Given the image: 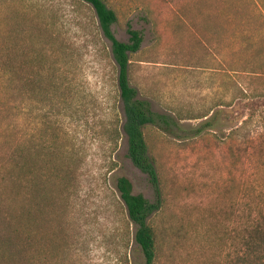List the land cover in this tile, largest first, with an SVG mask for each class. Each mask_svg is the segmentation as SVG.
I'll return each instance as SVG.
<instances>
[{"label": "rangeland", "instance_id": "374dc122", "mask_svg": "<svg viewBox=\"0 0 264 264\" xmlns=\"http://www.w3.org/2000/svg\"><path fill=\"white\" fill-rule=\"evenodd\" d=\"M29 1L46 9L26 12ZM73 2L0 0V30L26 15L54 16L70 44L59 64L61 89L38 97L36 109L28 98L21 116L8 111L0 88V264H9L12 215L28 206L2 180L12 135L25 151L36 142L53 150L38 157L42 172H52L51 156L58 172L70 165L77 180L69 191L47 184L37 221L26 218L41 249L37 264H145L117 187L121 176L159 204L149 218L160 239L155 264H237L253 225L264 229V0H107L119 16V40H129V25L144 36L131 54L132 85L177 122L172 131L144 129L159 193L128 155L111 42L93 8ZM31 46L28 39L26 53ZM254 112L261 116L251 120ZM111 121L119 137L109 136Z\"/></svg>", "mask_w": 264, "mask_h": 264}, {"label": "trees", "instance_id": "16d2710c", "mask_svg": "<svg viewBox=\"0 0 264 264\" xmlns=\"http://www.w3.org/2000/svg\"><path fill=\"white\" fill-rule=\"evenodd\" d=\"M73 3L76 9L83 3L93 8L101 35L111 42L112 58L118 69L119 96L125 115L122 129L128 138V155L133 163L148 175L151 184L159 193V173L155 158L150 153L144 129L150 124H164L163 127L172 131L177 122L168 114L154 111L151 103L140 98L137 88L131 83V54L140 50L144 40L143 33L129 25V40H119L113 31V25L119 16L107 0H74ZM27 5L28 7L23 8L29 13L40 8L46 9V4L36 6L29 1ZM58 29L59 20L56 17L35 13L18 19L17 25L10 30H0V88L5 96L9 97L8 111L14 110L21 116L25 113L24 104L28 98L34 103L32 109H36L42 101L38 97L51 96L57 89H61L62 86L58 82L59 74H62L59 64L63 60L64 50H68L70 44L66 38H60ZM27 38L32 44L28 53L25 52ZM255 115L261 116L254 112L250 119H254ZM111 123L115 126L108 128L109 136L119 137V125L114 121ZM17 136L19 135H12V138L8 139L9 152L2 160V180L8 183L7 187L14 199H25L27 196L28 206H23L21 211H16L18 214L12 215V229L6 237L9 242L6 263L37 264L41 249L37 244V234L31 229L27 219L30 218L32 224L37 221V210L49 199L47 184L54 182L62 190L69 191L77 180L74 174L69 172L70 165H66V173L58 172L51 156L46 158L49 160L47 164H52V172H42L38 157L45 152L51 154L53 150L36 142L25 151L22 137ZM113 169L114 167L111 171ZM117 187L129 219L137 227L135 241L143 252L145 264H155L160 239L149 218L159 208V204L151 202L143 194H135L133 183L126 176L118 178ZM24 224H27L28 228ZM249 232L240 247L242 251L238 252L237 264H258L259 260L264 261V229L260 224H256Z\"/></svg>", "mask_w": 264, "mask_h": 264}]
</instances>
